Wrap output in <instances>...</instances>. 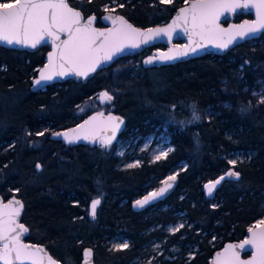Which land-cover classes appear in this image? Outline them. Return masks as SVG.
<instances>
[{
  "label": "trees",
  "instance_id": "obj_1",
  "mask_svg": "<svg viewBox=\"0 0 264 264\" xmlns=\"http://www.w3.org/2000/svg\"><path fill=\"white\" fill-rule=\"evenodd\" d=\"M187 2L68 0L84 17H102L107 7L143 28L166 23ZM244 18L250 16L235 21ZM159 47L123 57L86 83L69 80L39 91L31 90V80L48 49L0 47V197L21 201L25 240L44 246L60 264H80L86 248L94 264H134L151 239L177 247L179 256L159 255L150 264H208L214 251L242 240L264 215V33L222 56L143 68L138 58ZM100 91L113 94L114 103L106 108L125 123L117 142L139 141L167 125L172 153L156 165L122 170L114 156L117 142L106 149L50 138L92 114H80L79 107ZM193 106L200 119L190 123ZM234 154L248 158L233 165ZM181 163L186 166L177 186L158 209L132 208L151 174L179 169ZM229 168L239 172V181L222 180L207 198L203 186ZM95 199L101 203L91 220ZM178 213L186 224L172 235L161 232ZM117 234L129 241L127 248L107 244ZM190 248L195 250L188 257Z\"/></svg>",
  "mask_w": 264,
  "mask_h": 264
},
{
  "label": "snow or ice",
  "instance_id": "obj_2",
  "mask_svg": "<svg viewBox=\"0 0 264 264\" xmlns=\"http://www.w3.org/2000/svg\"><path fill=\"white\" fill-rule=\"evenodd\" d=\"M162 3H171L172 0H161ZM187 2V0H186ZM122 6V5H121ZM255 9L256 19L249 23L245 21L240 25H232L230 28H222L218 23L220 17L226 12H234L236 9ZM106 12L110 11L107 7ZM111 20L113 27L104 31L93 27L94 16L86 20L80 11L69 6L66 0H0V41L9 45H23L36 48L38 44L46 42L45 38H51L52 45L58 51L49 54L48 64L40 70V78L35 84L41 81L52 80L54 76H66L74 74L76 76L87 77L89 73L95 72L105 62L110 61L117 53H122L126 47L139 48L141 44H147L149 40L161 34L168 35L171 39L172 32L181 24L184 32L189 35L190 44L194 47L170 50L176 55H187L189 51L196 52L197 48L203 47L201 43H196L194 37H199L201 41L213 44L217 48H227L237 37L255 35L264 31V0H197L190 7L181 8L172 24L166 28H150L141 31L134 28L122 16L109 15L104 17ZM83 21V22H82ZM60 33H66L67 39L61 41ZM227 36V39L224 37ZM161 60H173L175 56L169 53H162ZM155 58L150 57L145 61L152 64ZM102 99L111 101L113 97L107 92L101 94ZM264 102V101H262ZM174 107V106H173ZM193 106L192 120L190 123L199 121ZM97 117L93 116L79 126V129L71 130V133H55L63 136L69 143L81 138L95 142V133L89 132L88 126ZM111 125V136L102 138V147H108L115 139L116 132L123 121H118L117 117L107 118ZM168 151H171L169 149ZM161 155L166 156L167 153ZM157 156L156 159H160ZM235 164V161H229ZM136 165H130L134 167ZM39 168V165H37ZM227 177L239 178V173L228 171ZM174 180L175 177H170ZM225 176H221L215 182L205 185L208 193L211 194L216 185L220 184ZM171 187V185H167ZM164 189H161L163 192ZM137 201V205L143 207L147 203ZM100 201L94 200L91 204V214L95 216L97 205ZM23 205L19 200H10L8 203L0 201V261L3 264H43V248L23 243L21 237L28 229L18 222ZM180 227H183L181 225ZM179 228L173 231H178ZM250 236L239 245L229 244L223 252L219 253L214 264H264V220L259 221L248 229ZM250 246L255 250V254L250 260H241L237 249L247 251ZM119 247L127 248L125 243ZM44 253V256L40 255ZM86 255H91L90 252ZM48 264H56L50 256L47 257Z\"/></svg>",
  "mask_w": 264,
  "mask_h": 264
},
{
  "label": "water",
  "instance_id": "obj_3",
  "mask_svg": "<svg viewBox=\"0 0 264 264\" xmlns=\"http://www.w3.org/2000/svg\"><path fill=\"white\" fill-rule=\"evenodd\" d=\"M66 2L68 3V0H66ZM195 2H197V0H189L184 6L178 8L175 11V13L173 14V16L166 23L160 24V25L148 26V27H144V28L143 27H137V26L133 25L130 21H128L122 15L116 14L114 12H107L106 14H104L100 18L102 27H99V26L96 25V17L94 16L95 17V20L93 22V27L96 28V29H98V30H101V31H104V30H107V29L112 28L113 25H112L111 20H106V19H104V17L109 16V15H113V16H122L134 28H137V29H139L141 31H146L147 29H150V28H166V27H168L169 25L172 24V21L177 16L179 9L185 8V7H190V5L192 3H195ZM241 2H243V0H241ZM73 9H75L77 11H80V10H78L76 8H73ZM81 14H82V12H81ZM240 15L250 16V18H244V19H242L240 21H235V18L237 16H240ZM82 17L84 18V20H86L88 18V17H84L83 14H82ZM255 19H256V14H255V9L254 8L253 9H236L234 12H226L224 15H222L220 17L218 23L220 24V26L222 28H230L232 25H240V24H243L245 21H247L249 23H252V22L255 21ZM263 33H264V31H262L260 33H256L255 35H251L250 34V35L245 36L243 38L237 37L233 41V43L229 44V46L227 48H217V47H215L211 43H207L205 41H201L199 39V37H194L193 39L196 41V43H201L204 46L197 48L196 52L189 51L186 56L185 55H176L175 51H173V52L170 53V50H174V49H184L186 47H194L195 46V44H190L189 35L184 32V26L181 24V26L177 27L175 29V31L172 32L171 39H169L168 35L161 34V35L156 36L155 38L149 40V42L147 44H141L139 48L126 47L122 53H117L113 57L112 60L105 62L101 67H98L95 72L89 73V75L87 77L76 76L74 74H69V75H66V76H54L52 80H49V81H41V84H39V85L35 84V81L40 78V70L43 69L48 64V62H49V54L52 53V52H54V51H58L57 49H55L53 47L51 38L46 37L45 38L46 42H42L41 44H38L36 48L26 47V46H23V45H15V44L9 45V44H7L6 42H3V41H0V47L5 48V49H8V50L25 51V52H35V51H37L38 49H40L42 47H46L48 49L47 52H46V54H45L44 64L37 69V72L35 74V77L31 80V90L32 91H39V90H43L44 88H46L47 86H50L52 84H55V83H60L61 84V83H65V82H67L69 80H74L75 82L86 83L95 74H97L98 72H100L103 69L109 68L117 60H119V59H121L123 57H126V56L132 57V56H135V55H137L139 53H143L145 50L150 49V48H152L154 46L161 45L164 48L163 49H160V50H154L152 52V55L144 57L141 60V65H142L143 68H154V67H163V66L175 65V64H178V63H183V62H186V61H189V60H192V59H196V58L203 57V56H205L207 54L222 56V55L226 54L230 49H232L235 45L240 44V43H243V42H246V41H250V40L257 39ZM67 38L68 37H67V34L66 33H60V40L61 41L65 40ZM224 39H227V36H225ZM162 53L172 54V55L175 56V59H173V60H161L159 57H160V54H162ZM150 57L155 58L154 59V62L152 64H146L145 61L147 59H149ZM104 92H107L109 95H111L108 91H102L99 94V96H98V102L100 104H103V105L112 106L113 103H114V96L111 95L113 97V99L111 101H108L106 99H102L101 98V94L104 93ZM93 116L97 117V120L94 121L91 125H89L87 130L89 132L95 133V135H96L95 142H92L91 140H85V139L81 138L79 140H75L73 143H69L63 136L54 135L55 133H64V132L71 133V130H73V129H77L78 130L79 129V126L81 124H84L85 121L90 120V118L93 117ZM109 116L117 117L118 118V121H123V123L120 124V127L117 130V132H116L115 139H113L112 140V143L108 147H106V149H108V148L112 147L117 142L119 135L122 133V131L124 130V127H125L124 120L121 117H119L118 115L113 114V113L106 115V114L101 113V112H94V113L88 115L87 117H85L77 125H75V126H73L71 128L65 129V130L56 131V132L52 133L51 136H50V138L51 139H54V140H58L62 144L68 145V146H73V145H87V146L93 147V146L97 145V143L99 142V140H101L102 138H106V137L111 136V125H110V123L107 120V118ZM103 148H105V147H103ZM230 170L231 171H235L234 168H229L226 171V173L228 171H230ZM235 172H237V171H235ZM178 174L179 173H174L171 176L167 177L163 181L162 185L157 190H155V191H153V192H151V193H149V194H147L145 196H142L141 198H139L136 201H134L132 203V208L135 211H140V210H144L147 207H150V206H152V205H154V204H156L158 202L164 201L175 190V188L177 186V181H178V178H179L178 177ZM225 174H224L225 179H230V180H233V181H236V182L239 181V179H240V174H239V178H236V177H227ZM170 177H175V179L174 180H170L169 179ZM216 180L209 181L205 185L209 184L210 182H215ZM221 182H220V184H221ZM169 184L171 185V187H168L167 186ZM220 184L216 185L215 189L213 190V192L211 194L208 193V190H207V188L204 185L203 186V191H204L205 196L207 198H212L214 196L216 190L220 186ZM161 189H164V191L161 192ZM145 198H148L147 199V203H145L143 205V207L138 206L136 202L137 201H144ZM13 199L18 200L16 197H12V198H10L8 200H4V199H2L0 197V201H2L3 203H8L10 200H13ZM95 200H97V199H95ZM98 200L101 203V200L100 199H98ZM92 202L90 203V207H89V209H90L89 218L91 220L94 218V216L91 214V204H92ZM100 203H99V205H97V208L100 206ZM97 208H96V210H97ZM22 211H23V208L21 209L20 216L17 218L19 223H22L21 222V214H22ZM26 235H27V233H24L22 235V237H21L23 243L29 244V245H33V246H36V247H39V248H43L44 249V253L47 254L46 256H44V253H41L40 254V255L44 256L43 264H48V260H47V257L48 256H50L54 261H56V264H60L57 260H55L48 253V251L45 249L44 246L39 245V244H35V243L27 242L25 240ZM249 236H250V233L247 230L246 231V234H245V237L242 240L225 243L220 249H218V250H216V251L213 252V254L211 256V259L209 260L208 264H214V261H215L217 255L219 253L223 252L224 249L229 244L239 245V244L243 243V241L245 239H248ZM246 247L248 248L247 251H244V250H241V249H237V251L240 254L241 260H244V261L250 260L252 258V256L255 254V250L254 249H252L250 246H246ZM88 252L91 253L90 256L89 255H86V253H88ZM0 264H3V262L0 261ZM25 264H31V262L30 261H25ZM80 264H94V262H93V254H92V250L90 248H86L83 251L82 259H81Z\"/></svg>",
  "mask_w": 264,
  "mask_h": 264
},
{
  "label": "rangeland",
  "instance_id": "obj_4",
  "mask_svg": "<svg viewBox=\"0 0 264 264\" xmlns=\"http://www.w3.org/2000/svg\"><path fill=\"white\" fill-rule=\"evenodd\" d=\"M161 1V0H160ZM111 12V11H110ZM142 57L138 58V63L141 62ZM160 72H152V75L154 77H158ZM101 93H97L95 97L89 99L86 101V103L82 104L79 107V113L83 114L85 112L90 111V113L94 112H101L104 114H111L110 110L106 108L107 105L100 104L98 102V96ZM111 95H113L111 92H109ZM110 107V106H108ZM98 145H101L100 142ZM171 149V151H168ZM174 149V146L171 144L170 135L167 132V125L161 129L159 133L151 134L146 137L141 138L139 141L133 140V141H123L119 140L115 145V151L114 156L120 159V168L122 170H130V169H136L141 167L143 164L146 165H155L157 163H161L163 160L167 158L168 155L172 153ZM167 153L166 156L161 155L162 153ZM157 156H161L160 159H156ZM248 156L242 155V154H234L230 161H242L244 159H247ZM130 165H136L134 167H130ZM186 163H181L179 166V171L182 167H185ZM152 187L146 190L145 194H149L152 191ZM142 196V195H141ZM137 196L133 199L136 200L137 198L141 197ZM166 207L162 206L160 210H164ZM177 219L173 224L166 225L163 228V232L166 235H172L177 231H173L174 229H181V225L186 224V220L183 217V213H178ZM261 220H264V215L261 219L257 221V223ZM256 223V224H257ZM255 225V224H254ZM158 228V227H157ZM164 241L165 240H158V239H151L146 246V250L144 252V255L137 260L134 264H150L151 261L156 258L159 255H163L164 260H169L178 257V250L177 247H170L165 248L164 247ZM129 244V241L124 238L122 235L117 234L113 236L109 241L108 245L111 248L115 249H122V247H119L123 244ZM194 248H190L188 251V257L192 256V251H194Z\"/></svg>",
  "mask_w": 264,
  "mask_h": 264
},
{
  "label": "flooded vegetation",
  "instance_id": "obj_5",
  "mask_svg": "<svg viewBox=\"0 0 264 264\" xmlns=\"http://www.w3.org/2000/svg\"><path fill=\"white\" fill-rule=\"evenodd\" d=\"M100 18L101 17H96V25L98 24V23H100L101 24V21H100ZM99 27H102V24H101V26H99ZM164 47L163 46H161L160 45V47L159 48H155V49H152L148 54H146V55H144V56H142V59L144 58V57H146V56H150V55H152V52L154 51V50H160V49H163ZM141 59V60H142ZM99 142H100V140H99ZM98 142V143H99ZM97 143V144H98ZM158 164V163H157ZM156 165V164H155ZM155 172V171H154ZM174 173H179V169H172V170H169V171H165V173H163L162 175H160V174H156V173H154V174H151V176H149V179H148V181H147V183H146V185H149L148 187L149 188H153L152 189V191L151 192H153V191H155V190H157L161 185H162V183H163V181L167 178V177H169V176H171L172 174H174ZM177 183H178V181H177ZM150 192V193H151ZM145 195H147V194H144V195H142V196H145ZM141 196V197H142ZM141 197H139V198H141ZM139 198H137V199H139ZM136 199V200H137ZM136 200H134V201H136ZM133 201V202H134ZM132 202V203H133ZM164 201H161V202H158V203H156V204H154V205H152V206H150V207H147L148 209H150V210H156V209H158L159 207L158 206H160V204L161 203H163ZM166 225H169V224H166ZM164 227V226H163ZM161 232H163V228L161 229ZM164 233V232H163ZM176 233V232H175Z\"/></svg>",
  "mask_w": 264,
  "mask_h": 264
}]
</instances>
